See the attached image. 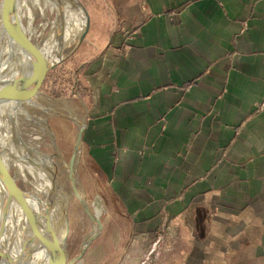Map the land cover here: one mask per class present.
<instances>
[{"label": "crops", "instance_id": "obj_1", "mask_svg": "<svg viewBox=\"0 0 264 264\" xmlns=\"http://www.w3.org/2000/svg\"><path fill=\"white\" fill-rule=\"evenodd\" d=\"M90 23L81 154L115 264L165 221L153 264H264V0H131Z\"/></svg>", "mask_w": 264, "mask_h": 264}, {"label": "bare ground", "instance_id": "obj_2", "mask_svg": "<svg viewBox=\"0 0 264 264\" xmlns=\"http://www.w3.org/2000/svg\"><path fill=\"white\" fill-rule=\"evenodd\" d=\"M67 2V0H20L19 7H17L16 0L15 8L16 12H19L17 10L20 6L22 7L25 4L26 9H24V12H30V20L28 19L27 21L30 23L33 19V14L38 10L40 17L43 19L42 24L45 26L48 12H58L63 6L67 5ZM8 10L3 12V18L0 12V89L8 84L7 86L9 87L6 88V91L12 94L19 88L13 86L12 80L17 79L23 71L29 69L32 58L22 50V47L25 45L22 40L25 38L26 29L21 24L20 32L17 27V19L19 18L21 22V18L16 14L15 10L14 12ZM71 12L74 13L69 17L70 32L74 37L81 31L83 11L81 9H74ZM12 18L14 19L13 22ZM53 22L54 20L49 23L51 30L48 36L42 38L40 43H36L41 56L52 62L58 60L60 53L67 46L65 40L60 41V43L54 40ZM33 33L34 31H32ZM34 35L35 37L38 36L36 32ZM28 105L37 106L40 109L43 108L39 104L38 106L33 100ZM20 107L21 105L16 102H0V150L2 151L0 158L6 162V166L2 167L4 170L7 168L10 170L9 164L12 163L18 171L26 172L32 177L34 187L31 192H24V203L30 209V212H32L33 217L30 219L27 217L21 206V199L14 193L15 188L12 182L3 175L4 170L1 168L0 240L2 241L1 237L3 236L5 246L0 248V254H5L9 260L4 258H0V260L1 264H12L13 262L14 264H46L47 252L40 246L35 237L37 238L41 235L50 243L53 231H56V238L58 240L64 236L65 231L61 229L62 218L60 208L57 206V200L59 193L62 191L64 194L67 190L70 193L71 191L68 186H65L67 188L64 189L63 185L58 184L57 168L53 162V158L59 161L62 171L66 173V176L67 162L63 156L59 155L60 153L54 146L53 141L55 153L53 155H45L37 147L30 146L35 143L34 140L30 144L22 139L15 128V121L20 112ZM33 121L35 122L34 119ZM43 131L48 134L45 128H43ZM65 198L69 201L72 195L69 197L65 196ZM65 202L68 203L67 201ZM18 204L21 209H18ZM36 232L39 236L34 235Z\"/></svg>", "mask_w": 264, "mask_h": 264}, {"label": "rangeland", "instance_id": "obj_3", "mask_svg": "<svg viewBox=\"0 0 264 264\" xmlns=\"http://www.w3.org/2000/svg\"><path fill=\"white\" fill-rule=\"evenodd\" d=\"M19 1L17 0V7H19ZM81 3L84 5L88 13L90 12H124L125 9L129 6L131 0H80ZM137 1V0H136ZM21 7L17 10L19 11L18 14L22 13L24 14V10L20 12ZM16 12V8H15ZM34 12V11H32ZM37 13V19H36V26L34 25L33 19L30 22L23 21V26L26 29L25 36L29 33L32 34V31L36 30V33L38 36H36V43H40L42 41V38H45L48 36L51 25L49 23L54 20L55 13L50 11L47 14L46 24L43 26V19L40 17L38 10H36ZM17 14V12H16ZM89 14V16H90ZM4 13L1 14V17L3 18ZM19 17V16H18ZM50 19V20H49ZM14 19L12 18V22ZM39 23V24H38ZM48 23V24H47ZM91 24V23H90ZM40 31V32H39ZM33 35V34H32ZM35 36V35H34ZM87 35L85 37V40L82 42V44L77 49L76 53L71 56L64 64L56 67L50 75L48 86L42 88L41 91L39 90L40 96L34 99L36 104L40 106L46 107L45 103V97L42 95H51L52 97H58L62 98L66 105L71 108V110L74 112V114H80V101L77 99V82H76V76H75V68L77 65V53H81L85 46H87ZM48 87V88H47ZM38 105V106H39ZM40 109L39 107H33L29 106L28 104H25L24 106L20 107V112L16 117L15 121V128L16 131L19 132L20 136L25 142H28L31 144V142L34 140V144L30 145L32 147H37L40 152H42L45 155H53L55 153V148L52 144V140L47 136V134L42 130H37L33 134L31 133L32 130H34V125L38 124H44L43 119L42 121L38 120L36 118L37 110ZM36 110V111H35ZM62 113H68L62 109ZM82 116V115H81ZM35 120V122L33 121ZM37 121V122H36ZM50 127L53 132V140H55L56 146L58 147V150L63 156V158L68 162L69 158L71 157L72 150H73V144L74 139L77 133V127L76 125L65 118H62L60 116H53L49 120ZM43 128L46 129V127L43 126ZM47 130V129H46ZM48 131V130H47ZM30 136V137H28ZM44 139V140H43ZM43 140V141H42ZM42 141V146H41ZM53 162L56 164V172L58 174V184L63 185L64 189H66L68 184V178L66 176V173L62 171V167L59 163V161L56 158H53ZM9 168L11 173H13L16 177V184L19 186L23 192H31V190L34 187L33 179L32 177L22 171H18L14 164H9ZM21 172V173H20ZM28 174V175H26ZM31 177V178H30ZM77 180L79 183L78 189L81 193L85 194L87 203L91 210L96 213L95 206H97L98 202L101 204L102 212L100 216H97L100 218L101 221L104 220V218L107 215L106 209H105V203L103 202V198L99 194H92L89 192V188L93 189L97 187L98 179L96 176H94L93 169L89 165V162H87L84 158H82V154L80 156V160L77 165ZM67 184V185H66ZM90 189V190H91ZM86 190V191H85ZM65 196L69 197L71 196V193L67 190L66 193L62 191L58 195L57 200V206L60 208V215L62 218V227L61 229L65 231L64 226V217H63V210L66 207V202L68 199L65 198ZM18 209H21V207L18 204ZM67 215H68V223H69V237L67 240V248H68V254L69 258L75 257L79 249L81 247L82 242L88 236V234L91 232L92 227L90 224V220L87 217L86 213L84 212L82 206L80 203L72 196V198L68 201L67 206ZM1 219V214H0ZM168 227L167 233L170 235L171 231L169 228H171L170 223L167 221L164 222L161 226V232L157 236V238L151 242V245L148 247L147 252L145 253L144 257L140 260L141 262L139 264H153L150 262L153 257V253L157 251V248L160 247H167L169 249V242L167 244V238L165 237L164 240L166 243L164 244H158L157 245V239L163 232V227ZM65 233V232H64ZM2 241L0 240V248L2 246H5V243L3 241V236L1 237ZM3 242V244H1ZM113 246V247H112ZM114 248V249H112ZM124 248L122 245H119L116 247L115 244L110 242L107 237H102L101 239H96L86 250L84 253L82 259L79 263L81 264H115L119 256L123 253ZM78 263V264H79ZM1 264V260H0Z\"/></svg>", "mask_w": 264, "mask_h": 264}, {"label": "water", "instance_id": "obj_4", "mask_svg": "<svg viewBox=\"0 0 264 264\" xmlns=\"http://www.w3.org/2000/svg\"><path fill=\"white\" fill-rule=\"evenodd\" d=\"M15 1L16 0H0V12L3 13L6 10L10 12H14L15 10ZM67 5L63 6L58 12H55L54 15V40L60 41L65 40L66 41V47L60 53L57 61H50L44 56H41L39 53V48L36 44V37L28 32V34L25 36V38L22 40V42L25 44L22 47V50L26 52V55H29L32 58L31 65L28 70L23 71L22 74L17 78L12 80V84L14 87H19L16 92L9 94L6 91V88L9 86H5L4 88L0 89V102L3 101H11L16 102L21 106H24L25 104H28L31 100H36L39 93V90L46 86H48L49 78L51 75V72L58 66L64 64L71 56H73L79 46L82 44V42L85 40V37L88 33L89 27H90V16L84 5L81 3L80 0H67ZM8 8V9H7ZM74 9H81L83 12V21L81 22L82 28L81 31L77 34V36H72V33L70 32V21L69 17H71V14H73ZM18 17V16H17ZM36 19H37V13L33 14V21L34 25L36 26ZM17 27L21 32V22L19 18L17 19ZM16 85V86H15ZM48 88V87H47ZM6 91V92H5ZM11 93V92H10ZM45 97V100L48 101L47 104L48 107H44L42 109H38L36 112V118L38 120L42 121L44 124H36L34 125V130L29 133L30 135L35 133L37 130H40L43 126L46 127L48 130L47 136L53 141L54 146L58 149L56 146L55 140H53V132L49 124V120L53 116H60L62 118H68V120L72 121L76 127H77V133L74 139L73 144V150L71 157L69 158L66 166V172L67 177L69 181V189L71 191V195L74 196V198L80 203L82 206L84 212L86 213L87 217L90 220V224L92 227L91 232L86 236L84 241L81 244V247L79 249L78 254L73 257L69 258L68 254V248H67V240L69 237V223H68V215H67V206L68 203H66V207L63 210L64 214V228L65 233L64 236L61 239L56 238V231H53L52 233V241L49 243L47 240L43 238V236H39L36 232V234L39 237H35V239L39 242L40 246L47 252V262L46 264H78L80 260L82 259L84 253L88 249V247L100 237L102 230H103V224L100 218L96 215L95 212L91 210L89 207L85 194L81 193L78 189L79 183L77 180V165L80 160V156L82 153V146H83V134L84 130L86 128V122L85 118L81 115L74 114V112L71 110L69 106L66 105V102L62 98L58 97H52L51 95H42ZM62 109H64L66 113H62ZM38 133V131H37ZM30 137V136H28ZM44 140V139H43ZM42 140V141H43ZM41 141V146H42ZM59 151V150H58ZM2 151L0 150V154ZM60 153V152H59ZM61 156V154H59ZM62 157V156H61ZM6 162L0 158V169L5 165ZM4 170V168H2ZM3 175L12 182L15 190L14 193H16L17 197L21 199V206L26 213L27 217L30 219L32 216V212H30V209L27 207V205L24 203V192L19 188V186L16 184V177L13 173H11L10 170L5 169ZM68 202V200H67ZM1 259H7L9 258L5 254H0ZM14 264V262L12 263Z\"/></svg>", "mask_w": 264, "mask_h": 264}, {"label": "built area", "instance_id": "obj_5", "mask_svg": "<svg viewBox=\"0 0 264 264\" xmlns=\"http://www.w3.org/2000/svg\"><path fill=\"white\" fill-rule=\"evenodd\" d=\"M164 224V223H163ZM167 229H168V227H163V232H162V234L159 236V238L157 239V245L158 244H160L161 242V244H164V243H166V241L164 240V238L166 237L168 240H169V237H170V235L167 233ZM168 240H167V244H168ZM161 246V245H160ZM143 264V263H142Z\"/></svg>", "mask_w": 264, "mask_h": 264}, {"label": "flooded vegetation", "instance_id": "obj_6", "mask_svg": "<svg viewBox=\"0 0 264 264\" xmlns=\"http://www.w3.org/2000/svg\"><path fill=\"white\" fill-rule=\"evenodd\" d=\"M24 5H25V4H24ZM24 5H23L22 7L20 6V7H21V10L26 9V7H25L26 5H25V6H24ZM21 10H20V11H21ZM25 11H26V10H25ZM29 13H30V12H24V14H22V13L18 14V12H17V14H18L19 16H21V18H22L23 21H25V22H27L28 19L30 18V17H29ZM29 20H30V19H29ZM23 21L21 20V24H22V25H23Z\"/></svg>", "mask_w": 264, "mask_h": 264}]
</instances>
